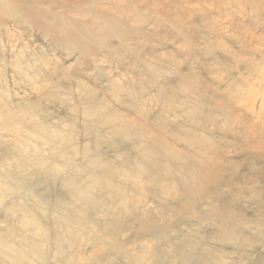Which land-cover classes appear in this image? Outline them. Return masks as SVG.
Here are the masks:
<instances>
[{
    "label": "clouds",
    "instance_id": "1",
    "mask_svg": "<svg viewBox=\"0 0 264 264\" xmlns=\"http://www.w3.org/2000/svg\"><path fill=\"white\" fill-rule=\"evenodd\" d=\"M0 264H264V0H0Z\"/></svg>",
    "mask_w": 264,
    "mask_h": 264
}]
</instances>
